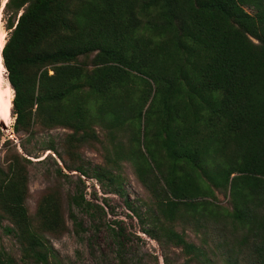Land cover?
<instances>
[{
	"label": "trees",
	"instance_id": "1",
	"mask_svg": "<svg viewBox=\"0 0 264 264\" xmlns=\"http://www.w3.org/2000/svg\"><path fill=\"white\" fill-rule=\"evenodd\" d=\"M3 15L17 139L63 130L47 150L123 198L129 168L146 197L126 207L186 264H264V0H7ZM1 147L0 230L21 263L63 264L51 241L83 232L72 206L90 203L57 179L31 211V162ZM0 264L15 261L0 249Z\"/></svg>",
	"mask_w": 264,
	"mask_h": 264
},
{
	"label": "rangeland",
	"instance_id": "2",
	"mask_svg": "<svg viewBox=\"0 0 264 264\" xmlns=\"http://www.w3.org/2000/svg\"><path fill=\"white\" fill-rule=\"evenodd\" d=\"M0 2L2 4L3 0ZM4 19L2 9L0 11V32L4 34L6 41L8 32L5 29ZM7 81L6 70L0 71V94L3 95V101L6 102L9 101L4 93L9 89ZM11 93L13 94V91ZM11 108L10 117H8L9 122L3 120L6 130L1 128L3 138L0 143V157L3 155L1 147L3 142L10 139L16 144L19 152L30 160L29 187L31 197L28 201L30 210H34L35 203L42 191L57 179L60 182L64 197L69 193L76 195L81 191L85 195L86 201L90 203L89 207L84 203L80 207L72 206L78 221L82 224L83 232L76 235L72 224L68 223L70 232L58 241H51L63 264H165V259L170 264H186L184 262L185 256L180 257L179 250L170 249L166 251L155 240L151 239L144 231L148 229V226H142L137 216L126 207L125 199L138 210L137 198L146 197L129 168L125 170L127 178L123 187L125 198L116 191L101 186L92 178L83 177L81 178L83 183H79L78 175L64 169V162L56 154L47 150L51 141L56 145L58 144L63 135V130L56 129L48 133L37 134L31 138L17 139L12 130L14 118L11 114ZM0 117H2L1 113ZM57 150L58 153H61V150ZM83 154L84 158L93 164L99 161L98 157L91 151H85ZM59 169L62 175H70V177H58L57 171ZM220 200L223 201V198L220 197ZM66 207L68 206L66 205ZM143 211L142 209L141 213ZM6 224L4 222V225ZM191 238L193 239L192 236ZM0 249L10 255L15 264H23L20 261L19 247L15 239L5 235L1 230ZM212 261H214L212 264H222L216 258Z\"/></svg>",
	"mask_w": 264,
	"mask_h": 264
},
{
	"label": "bare ground",
	"instance_id": "3",
	"mask_svg": "<svg viewBox=\"0 0 264 264\" xmlns=\"http://www.w3.org/2000/svg\"><path fill=\"white\" fill-rule=\"evenodd\" d=\"M6 3V0H3L2 4H1V9L0 11H2L3 9V6L5 5ZM5 37H4V34H2L0 32V71H5V68L3 66V63H2V56H1V52H2V49L4 47V44H5ZM7 85L9 86L4 93H5V97L9 98V101L6 102V101H3V95L0 94V100L1 101V104H0V113L2 114V117H0V122H3V120L5 122H9V119L8 117H10V107H12V100H13V94L11 93L12 92V89L7 81ZM2 92V91H1ZM11 123V122H10ZM5 126V125H4ZM5 130H6V126H5Z\"/></svg>",
	"mask_w": 264,
	"mask_h": 264
},
{
	"label": "water",
	"instance_id": "4",
	"mask_svg": "<svg viewBox=\"0 0 264 264\" xmlns=\"http://www.w3.org/2000/svg\"><path fill=\"white\" fill-rule=\"evenodd\" d=\"M3 8H4V6H3ZM0 125H1L2 130H5V126H4L3 122H0Z\"/></svg>",
	"mask_w": 264,
	"mask_h": 264
},
{
	"label": "clouds",
	"instance_id": "5",
	"mask_svg": "<svg viewBox=\"0 0 264 264\" xmlns=\"http://www.w3.org/2000/svg\"><path fill=\"white\" fill-rule=\"evenodd\" d=\"M81 178H83V176H81Z\"/></svg>",
	"mask_w": 264,
	"mask_h": 264
}]
</instances>
